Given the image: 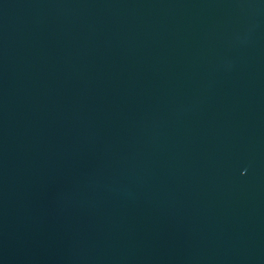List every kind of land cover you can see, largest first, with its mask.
Wrapping results in <instances>:
<instances>
[{"label": "water", "instance_id": "1", "mask_svg": "<svg viewBox=\"0 0 264 264\" xmlns=\"http://www.w3.org/2000/svg\"><path fill=\"white\" fill-rule=\"evenodd\" d=\"M0 264H264V0H0Z\"/></svg>", "mask_w": 264, "mask_h": 264}]
</instances>
